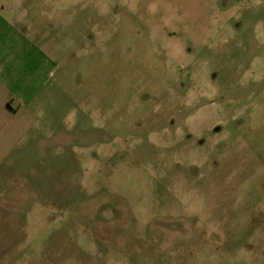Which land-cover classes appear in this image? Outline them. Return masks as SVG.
<instances>
[{"label":"rangeland","instance_id":"obj_1","mask_svg":"<svg viewBox=\"0 0 264 264\" xmlns=\"http://www.w3.org/2000/svg\"><path fill=\"white\" fill-rule=\"evenodd\" d=\"M96 1L0 147V264H264V0Z\"/></svg>","mask_w":264,"mask_h":264},{"label":"crops","instance_id":"obj_2","mask_svg":"<svg viewBox=\"0 0 264 264\" xmlns=\"http://www.w3.org/2000/svg\"><path fill=\"white\" fill-rule=\"evenodd\" d=\"M102 1L105 7H112L109 0ZM83 5L84 0H0V147L12 140L20 126H27L21 116L33 112L37 101L54 89V83L63 81L64 58L55 53V46L83 43L75 23L70 30L63 23L78 13L82 18ZM112 10L114 13L115 6ZM37 18L45 23L39 24ZM40 45L46 46L47 52Z\"/></svg>","mask_w":264,"mask_h":264}]
</instances>
